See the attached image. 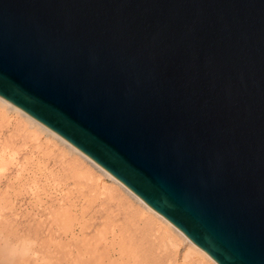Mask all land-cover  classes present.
I'll return each instance as SVG.
<instances>
[{"label":"water","instance_id":"1","mask_svg":"<svg viewBox=\"0 0 264 264\" xmlns=\"http://www.w3.org/2000/svg\"><path fill=\"white\" fill-rule=\"evenodd\" d=\"M0 97L218 264H264V0H0Z\"/></svg>","mask_w":264,"mask_h":264},{"label":"rangeland","instance_id":"2","mask_svg":"<svg viewBox=\"0 0 264 264\" xmlns=\"http://www.w3.org/2000/svg\"><path fill=\"white\" fill-rule=\"evenodd\" d=\"M8 114H0V165L10 162L0 166V247L19 234L25 264H212L79 155Z\"/></svg>","mask_w":264,"mask_h":264},{"label":"bare ground","instance_id":"3","mask_svg":"<svg viewBox=\"0 0 264 264\" xmlns=\"http://www.w3.org/2000/svg\"><path fill=\"white\" fill-rule=\"evenodd\" d=\"M12 114V116L13 115H15V116H19L21 119H23V121L25 122V124L26 125H28L29 126V128H32L33 129V131H36V132H40V133H42V134H44L47 138H49V139H52V140H56V141H58L61 145H63V147H65V148H67V149H69L72 153H75V154H77V155H79L80 157L79 158H82V159H84L87 163H89L90 165H92L98 172H100L102 175H104V176H107V178H110L111 179V181L113 182V183H115V184H117L118 185V187H120V189L122 188L123 190L122 191H125L127 194L126 195H129V197H130V199H131V197L134 199V200H136L140 205H141V207H143V209H145L146 210V212L148 213V215H150V216H152V217H154L155 219H157L158 221H160L161 223H163L164 225H166L168 228V231L170 232V231H172L173 233H176L180 238H182L185 242H186V245L188 246V248H189V250H188V252L189 253H192V254H199L200 256H202L203 258H205V261L206 260H208V261H210L212 264H218V263H216L205 251H203L202 249H200L198 246H196L192 241H190L179 229H177L175 226H173L169 221H167L166 219H164L162 216H160L159 214H157L154 210H152L145 202H143L135 193H133L128 187H126L123 183H121L119 180H117L114 176H112L110 173H108L105 169H103L101 166H99L97 163H95L93 160H91L89 157H87L85 154H83L82 152H80L79 150H77L76 148H74L71 144H69L67 141H65L63 138H61L59 135H57L56 133H54L52 130H50L48 127H46L44 124H42L41 122H39V121H37L35 118H33L32 116H30L29 114H27L26 112H24L23 110H21V109H19V108H17L16 106H14V105H12V104H10V103H8L7 101H5L4 99H2L1 97H0V114L1 115H3V116H6V114ZM8 114V115H9ZM7 115V116H8ZM15 116H13V118L15 117ZM10 117V116H9ZM18 117V118H19ZM11 119H12V117H11ZM12 122V121H11ZM9 123V122H8ZM7 123V124H8ZM28 128V129H29ZM21 130V129H20ZM22 133V132H21ZM25 134V133H24ZM30 134V133H29ZM33 135V134H32ZM31 135V136H32ZM43 137V136H42ZM41 137V138H42ZM52 140H50V141H52ZM43 141V140H42ZM49 141V140H48ZM61 147V146H60ZM62 147V148H63ZM3 151V150H2ZM1 152V151H0ZM50 152V151H49ZM69 153V152H68ZM3 155V154H2ZM65 155H67V154H65ZM5 156V155H4ZM7 156V155H6ZM5 158V157H4ZM7 158V157H6ZM66 158V157H65ZM8 161V160H7ZM7 161H5L6 163H7ZM1 163V162H0ZM6 163H2V164H5V165H8V164H6ZM8 163H10L9 161H8ZM1 164V165H2ZM0 165V166H1ZM4 165V166H5ZM71 166V165H70ZM1 168H3V167H1ZM20 168V167H19ZM78 168V167H77ZM0 173H2V172H0ZM88 173V172H87ZM1 175V174H0ZM101 175V176H102ZM84 177H85V175H83ZM87 176H88V174H87ZM54 177V176H53ZM89 177V176H88ZM77 178V177H76ZM86 178V177H85ZM89 178H87V180H88ZM96 179V178H95ZM110 181V182H111ZM99 182V181H98ZM116 185V186H117ZM115 186V187H116ZM100 187V186H99ZM108 191V190H107ZM102 192V191H101ZM12 193V192H11ZM109 194H111V192L109 191ZM68 195V194H67ZM69 196V195H68ZM128 197V198H129ZM48 200V199H47ZM128 202H129V200H128ZM46 204V203H45ZM129 205H131V204H129ZM139 205V206H140ZM19 207V206H18ZM131 208V207H130ZM16 209V208H15ZM23 209V208H22ZM35 209V208H34ZM102 209V208H101ZM63 210V209H62ZM65 210V209H64ZM81 210V209H80ZM128 210V209H127ZM130 210H132V209H130ZM129 211V210H128ZM22 212V211H21ZM60 212H61V210H60ZM57 214H59L58 212H57ZM63 214H65V213H63ZM27 216V215H26ZM141 216H143L144 217V215H141ZM16 217V216H15ZM28 217V216H27ZM4 218V220H6L5 219V217H1L0 219H3ZM31 218V217H30ZM10 220V219H9ZM14 220H15V218H14ZM29 220V219H28ZM61 220V219H60ZM142 220V219H141ZM27 221V220H26ZM62 221V220H61ZM152 220H150L149 218H147L146 219V223L149 225L150 224V222H151ZM4 222V221H3ZM17 222V221H16ZM23 222V221H22ZM28 222V221H27ZM6 223H8L7 221H6ZM11 224H12V222H10ZM13 223H14V221H13ZM18 223V222H17ZM36 223V222H35ZM157 224H159V223H157ZM6 225V227H7V224H5ZM10 225V224H9ZM17 226H18V224H16ZM21 225H23V224H21ZM32 225V224H31ZM68 225V224H67ZM12 225H10V226H8V228L10 229V227H11ZM13 226H15V225H13ZM28 226V225H27ZM154 226V225H153ZM0 227H4V226H0ZM151 227V226H150ZM149 227V228H150ZM161 227H162V225H161ZM5 228V227H4ZM43 227H41V229H42ZM153 228V227H152ZM1 230L0 231H2V228H0ZM6 229V228H5ZM112 229V228H111ZM157 229L158 230H160V228L159 227H157ZM7 230V229H6ZM12 230V229H11ZM11 230H9V231H11ZM24 230V229H23ZM26 230H27V228H26ZM30 230H32V229H30ZM165 230V229H164ZM8 231V232H9ZM34 231V230H33ZM33 231H32V233H33ZM48 231V230H47ZM24 232H25V230H24ZM164 232V231H163ZM168 232V233H169ZM1 233V232H0ZM10 233H12V232H10ZM10 233H8V236H9V234ZM28 233V232H27ZM35 233V232H34ZM158 233L159 232H157V234L156 235H158ZM167 233V238L168 239H172V238H170L171 237V235L170 234H168ZM2 234V233H1ZM0 234V236H2ZM5 234V233H4ZM3 234V235H4ZM12 234H15V232L14 233H12ZM11 234V235H12ZM25 234V233H24ZM31 234V233H30ZM41 234V233H40ZM10 235V236H11ZM28 235V234H27ZM44 235V234H43ZM49 235V234H48ZM166 235V234H165ZM5 236V235H4ZM6 236H7V234H6ZM5 236V237H6ZM17 236H19V234L17 235L16 234V236L14 237H10L9 239H6L5 240V243H4V245H2L1 247H0V264H25V262H23V260H21L22 258H20L21 256H20V254H19V252H18V248L16 249L15 248V245L17 244V242H18V240H19V242H21V240L19 239V237H17ZM83 236H85V235H83ZM145 236V235H144ZM148 236V235H147ZM174 236V235H173ZM24 237V236H23ZM30 237V236H29ZM49 237V236H48ZM1 238H4V237H1ZM21 238V237H20ZM25 238H26V236H25ZM38 238V237H37ZM5 239V238H4ZM24 239V238H23ZM31 239V238H30ZM29 239V240H30ZM33 239V238H32ZM31 239V240H32ZM49 239V238H48ZM82 239V238H81ZM160 239V238H159ZM25 240H28V238L27 239H25ZM4 240L2 239V242H3ZM169 241V240H168ZM171 241V240H170ZM179 241V240H178ZM18 242V243H19ZM25 242V241H24ZM50 242V241H49ZM107 242V241H106ZM161 242V241H160ZM185 242H184V244H185ZM28 243V242H27ZM27 243H25L24 245H26ZM169 243V242H168ZM167 243V244H168ZM172 243V242H171ZM183 243V242H182ZM181 243V244H182ZM1 244V243H0ZM23 244V243H22ZM112 244V243H111ZM170 244V243H169ZM181 244H179V245H181ZM19 245V244H18ZM20 245H21V243H20ZM97 244H95V246H96ZM178 245V246H179ZM17 246V245H16ZM38 246V245H37ZM169 246H171V245H169ZM20 247H22V246H20ZM180 247V246H179ZM23 248H25V247H23ZM125 248V247H124ZM181 248V247H180ZM179 248V249H180ZM187 248V249H188ZM170 249V248H169ZM173 249H174V247H173ZM172 249V246H171V250H173ZM186 249V248H185ZM127 250H128V248H127ZM181 250V249H180ZM179 250V251H180ZM175 251H177V250H175ZM190 251H192V252H190ZM158 252V251H157ZM194 252V253H193ZM121 253V252H120ZM122 253H123V251H122ZM121 253V254H122ZM128 253L129 252H126V254L128 255ZM188 253V254H189ZM69 254V253H68ZM94 254H96L97 256H98V253H94ZM93 254V255H94ZM176 254V253H175ZM180 253H178V255H179ZM183 254H184V251H183ZM183 254L181 255L182 257H185V256H183ZM185 254H187L186 252H185ZM187 254V255H188ZM110 255V254H109ZM120 255V254H119ZM126 255V256H127ZM178 255L176 256V257H178ZM79 256V255H78ZM101 256V255H100ZM191 256L192 255H190L189 257L191 258ZM91 257V256H90ZM193 257V256H192ZM196 257H198V256H196ZM20 258V259H19ZM31 258V257H30ZM97 258V257H96ZM203 258H201V259H203ZM23 259H25V257L23 258ZM97 259H99V257L97 258ZM100 259H102L101 257H100ZM177 259V258H176ZM184 259H186V258H184ZM198 259H199V257H198ZM197 260V259H196ZM31 261V260H30ZM29 261V262H30ZM64 261V260H63ZM101 261H103V260H101ZM121 261V260H120ZM168 261V260H167ZM33 262V261H32ZM28 263V262H27ZM206 263V262H205ZM33 264V263H32ZM117 264V263H116ZM173 264H175V263H173ZM179 264V263H178ZM202 264V263H201Z\"/></svg>","mask_w":264,"mask_h":264}]
</instances>
